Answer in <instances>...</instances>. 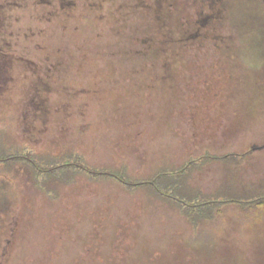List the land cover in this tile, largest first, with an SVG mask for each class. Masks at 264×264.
I'll use <instances>...</instances> for the list:
<instances>
[{
  "label": "rangeland",
  "instance_id": "1",
  "mask_svg": "<svg viewBox=\"0 0 264 264\" xmlns=\"http://www.w3.org/2000/svg\"><path fill=\"white\" fill-rule=\"evenodd\" d=\"M0 3V264H264V0Z\"/></svg>",
  "mask_w": 264,
  "mask_h": 264
},
{
  "label": "trees",
  "instance_id": "2",
  "mask_svg": "<svg viewBox=\"0 0 264 264\" xmlns=\"http://www.w3.org/2000/svg\"><path fill=\"white\" fill-rule=\"evenodd\" d=\"M2 3H0V9ZM7 6V5H6ZM16 157H18V155H8V154H3L0 156V161H10L11 159H15ZM205 156L200 157L199 159L202 160L204 159ZM207 158H212V159H217L219 157L217 156H207ZM192 165H195V160H191L189 161L187 164H185V166L183 167V170H191L192 169ZM63 166L60 165L59 167ZM97 173V172H95ZM104 173V172H99ZM229 175L227 180H225L221 187L219 188V190L217 192H209V193H204V192H200L194 188H191L190 191L188 190L187 195H184V183H181V185H178V187L176 188V190H174L176 193L179 194V196H175V195H171L174 196L175 198H178L179 200L182 201L183 198V203H180V207L181 210L183 212V214L189 218L190 222L193 223L194 225H197L199 222L202 221V219H204L205 217L211 216L212 215V206L213 205H221V204H228V203H241L238 201L239 198L241 197H249L251 195V193H253V189L255 188V186L253 184L247 183L243 186H241V188H239L237 186V180H232V175L230 172H228ZM237 175V174H235ZM165 176H167V172L166 171H161L160 173L156 174L155 177H153L152 179H150L147 182H150L151 185L154 187V189L156 190V192H160L162 193V190H169L166 186V182L165 184L162 182V179L165 180ZM143 183V182H140ZM260 186L264 187V182L259 184ZM201 196H205L206 199H202L201 202L197 203V204H191V205H187V203H189L190 201L194 200V199H198ZM259 197H264V192H261ZM4 198V197H3ZM3 198L0 195V204L3 201ZM219 198H223L222 200H219ZM264 202V201H263ZM238 204V205H239ZM1 207V205H0ZM203 214L207 215V216H203ZM1 215V213H0Z\"/></svg>",
  "mask_w": 264,
  "mask_h": 264
},
{
  "label": "crops",
  "instance_id": "3",
  "mask_svg": "<svg viewBox=\"0 0 264 264\" xmlns=\"http://www.w3.org/2000/svg\"><path fill=\"white\" fill-rule=\"evenodd\" d=\"M204 149H206V148H210V145L208 144V145H203L202 146ZM212 147H215L214 145H212ZM232 155H234V153L232 152H228V153H225V155H222V157H219V158H217V159H219V160H217V159H215L214 161L216 162V161H224V164L227 166V168H229V169H231V167H230V165L228 164V163H226L227 161L225 160V158L224 157H227V156H232ZM200 157H197V158H195V159H192V160H197L196 162H195V165H192V169L191 170H181V168H173V169H171L170 171H168L167 172V176H165V180H163L162 179V182L165 184V182H166V186H167V188L169 189L168 190V192H171V193H173L175 196H179V194L178 193H176L174 190H176V188L178 187V185H181V183H184V192L185 193H183L184 195H187V192H188V190L190 191V189L191 188H194V189H196V190H198V191H200V192H204V193H209V192H212V191H207V189H205L204 187H202V188H204V189H202L201 187H197V186H195V185H192V182H190L191 181V179L189 178L190 176H191V174L193 173V172H196L195 170L196 169H198V166L200 165V166H205V164H203L204 163V161L205 160H207V161H209L208 159L209 158H204V159H202V160H200L199 159ZM169 159H172V157H170ZM210 159H212V158H210ZM167 161V160H166ZM170 161V162H169ZM188 162V161H187ZM168 163L169 164H172V163H174V164H176L177 163V161L175 160L174 162H171V160H168ZM185 164H187V163H184L183 165L182 164H180V167L182 166V169H183V167L185 166ZM211 163H209V164H207V165H210ZM195 166V167H194ZM194 167V168H193ZM161 171L160 170H158L157 172H156V174H158V173H160ZM156 174H155V176H156ZM154 176V177H155ZM153 178V177H152ZM208 188V187H207ZM174 203V205H176L179 209H180V211L182 212V210H181V207H180V205L179 204H176V202H173ZM183 213V212H182ZM204 219H202V221H203Z\"/></svg>",
  "mask_w": 264,
  "mask_h": 264
},
{
  "label": "flooded vegetation",
  "instance_id": "4",
  "mask_svg": "<svg viewBox=\"0 0 264 264\" xmlns=\"http://www.w3.org/2000/svg\"><path fill=\"white\" fill-rule=\"evenodd\" d=\"M0 17H1V13H0Z\"/></svg>",
  "mask_w": 264,
  "mask_h": 264
}]
</instances>
